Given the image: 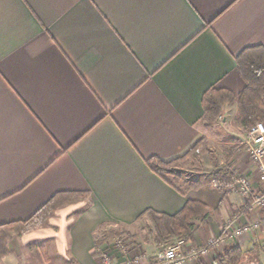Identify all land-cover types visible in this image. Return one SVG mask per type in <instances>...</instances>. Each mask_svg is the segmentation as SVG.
I'll return each mask as SVG.
<instances>
[{"label": "crops", "instance_id": "obj_1", "mask_svg": "<svg viewBox=\"0 0 264 264\" xmlns=\"http://www.w3.org/2000/svg\"><path fill=\"white\" fill-rule=\"evenodd\" d=\"M255 46L264 47V0H0V226L59 192L85 193L14 236L0 264H105L110 237L132 232L147 209L175 214L188 199L211 211L194 247L225 235L231 218H261L215 176L176 186L149 163L207 135L204 94H238L237 58ZM238 164L259 188L255 160ZM151 242L130 240L147 262ZM230 246L264 264L262 236L226 240L188 264H221Z\"/></svg>", "mask_w": 264, "mask_h": 264}, {"label": "trees", "instance_id": "obj_2", "mask_svg": "<svg viewBox=\"0 0 264 264\" xmlns=\"http://www.w3.org/2000/svg\"><path fill=\"white\" fill-rule=\"evenodd\" d=\"M238 69L245 86L238 93L223 89L211 88L203 97L205 109L204 123L207 127L214 126L222 116L224 106L227 103L237 101V121L245 129H249L256 123L264 120V47H248L237 58ZM204 137L198 139L189 151L171 161L152 158L149 163L160 173L164 179L173 185H180L184 181L182 169L172 167L175 162L184 159L188 153L202 144ZM215 177L222 181H229L234 176L230 168H221L215 172ZM199 181L190 184V187H198ZM223 190V189H222ZM84 192H59L54 195L31 218L25 221H16L0 226V258L8 252L7 240L10 234L18 228L36 225L38 220L55 210L64 201L84 196ZM142 216H147L154 228L155 241L160 246L168 240L178 237L193 240L196 230L210 222L211 211L209 207L194 199H188L184 207L175 214L161 213L153 209H147ZM246 251L239 246H230L226 252L218 258L221 264H239L242 262Z\"/></svg>", "mask_w": 264, "mask_h": 264}, {"label": "rangeland", "instance_id": "obj_3", "mask_svg": "<svg viewBox=\"0 0 264 264\" xmlns=\"http://www.w3.org/2000/svg\"><path fill=\"white\" fill-rule=\"evenodd\" d=\"M234 102H236V106L231 104L232 102L229 103L231 104L229 106L225 105L222 116L217 121V123L212 127L206 128L207 135L203 136L204 138L202 144L189 152L187 157L175 162V164L172 165L174 168L182 169L185 178H200L205 181L206 179L208 180L209 177L212 178V176H215V172L221 168H230L231 171H234V176L229 181H232L235 177L245 173L243 168H240L238 160L252 157L251 150L249 148V143L251 141L249 135L250 128L245 129L238 123V103L237 101ZM235 112L236 115L234 114ZM262 121L264 122V120ZM82 200H84V197L64 201V203L60 204V206H58L55 210L38 220L36 225L30 224L28 226L20 227L14 232L10 231L11 237L7 240L8 250L10 246L9 243L14 236L31 230L37 225H46L48 221L54 217L57 209L66 204L79 202ZM153 230V224L147 217L140 221L132 232L121 230L119 233H117V235L110 237L106 243L107 246L104 248L107 250L112 248V246H114L118 240L126 244L130 243V240H139L140 242H143L144 240H151V244L148 245L150 247L152 246V248L149 250L155 253L158 251V249L162 250L168 247L174 238H178L174 237L158 247L155 245L156 241ZM133 233H136L135 237L138 239H134ZM239 264H262V260L258 262L257 260L253 259V257L248 256Z\"/></svg>", "mask_w": 264, "mask_h": 264}, {"label": "built area", "instance_id": "obj_4", "mask_svg": "<svg viewBox=\"0 0 264 264\" xmlns=\"http://www.w3.org/2000/svg\"><path fill=\"white\" fill-rule=\"evenodd\" d=\"M249 135L251 138L249 143L251 158L255 160L257 165L260 187L256 188L246 173L228 182L216 179L214 184L225 190L239 191L246 197V209L248 211H263L261 218L249 222H241L237 217L231 218L225 224V235L210 238L200 247L191 246L189 241L184 238H174L168 247L156 252L150 262L145 261L146 254L143 251L134 253L130 243L126 244L118 240L112 248L100 250L105 264H114L112 255L114 250L125 253L127 257L129 255L126 264H188L197 262L202 256L210 255L214 245L219 246L226 240L240 243L244 239L256 236H262L264 239V122L261 121L252 126Z\"/></svg>", "mask_w": 264, "mask_h": 264}]
</instances>
